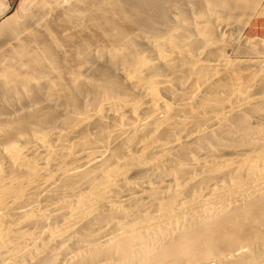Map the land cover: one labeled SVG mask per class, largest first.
Wrapping results in <instances>:
<instances>
[{"label":"bare ground","instance_id":"obj_1","mask_svg":"<svg viewBox=\"0 0 264 264\" xmlns=\"http://www.w3.org/2000/svg\"><path fill=\"white\" fill-rule=\"evenodd\" d=\"M260 1L20 0L0 25V264H264V65L207 48L212 16Z\"/></svg>","mask_w":264,"mask_h":264},{"label":"rangeland","instance_id":"obj_2","mask_svg":"<svg viewBox=\"0 0 264 264\" xmlns=\"http://www.w3.org/2000/svg\"><path fill=\"white\" fill-rule=\"evenodd\" d=\"M178 0H176V2H177ZM19 2H20V0H17V2L14 4V6H13V8H12V10H11V12L7 15V17L2 21V22H0V25L5 21V20H7L10 16H12L15 12H16V10H17V7H18V4H19ZM170 7V6H169ZM171 7H172V5H171ZM170 7V9L169 8H167V12H168V14L171 16V19H173V18H175L174 16H176V15H179L180 14V10H179V13H178V11H177V9H179L176 5L173 7L174 9H172ZM240 7V6H239ZM257 7V8H256ZM255 7V11H253V12H251L250 13V17L248 18V20L245 18V14H243L245 11H246V9H243L242 8V6L240 7V8H242V11L240 10V8H239V14H236V15H229V16H227V17H222L221 16V14H216V15H214V16H212L211 17V20H215V19H217V23H218V21H220V26H219V30H218V32H219V36H220V33H221V25H222V27H223V29H225L224 31H225V33H224V31H222V35H223V37H226V40H225V38H222V37H219V39H218V35L217 34H215L214 35V38H216L215 40H214V44H211L209 47H207V48H209L211 51H209V53H212V52H214V50L216 49V48H219L220 47V49H221V52H222V56H224L223 58L224 59H226V62L228 63V65H229V67H231V65H233V67H235V65L236 66H238L237 67V69L239 70L240 68V70L239 71H241L243 68H245L247 65V67H248V69L251 67V66H253V67H251L250 68V70H249V72H248V70H246V68H245V71L246 72H248L247 74H250V72L252 71V70H255V68H258V66H256V65H260V67H262V65H264V49H259V48H257V46H255V48H254V51L252 50V51H245L244 49H245V47H242L241 46V43H243V42H241V41H243V40H245V39H247L248 41H253V40H255V39H263L264 40V0H261L259 3H258V6H256ZM187 9V11H190L188 8H186ZM194 10H196V9H194ZM173 11H175L176 12V14L173 12ZM185 14H187V17H188V15H189V17L187 18V23H190V22H192L193 21V19L194 18H198V16H197V14H195V13H192V12H185ZM243 14V15H242ZM177 17V16H176ZM190 17H193V18H190ZM51 18L52 19H56V13L54 12V13H52L51 14ZM189 18H190V20H189ZM213 18V19H212ZM225 20H224V19ZM192 20V21H191ZM188 21H190V22H188ZM236 23V24H235ZM191 24V23H190ZM223 24H225V25H223ZM242 24V25H241ZM244 24V25H243ZM225 26V27H224ZM234 26V27H233ZM244 26V27H243ZM232 29H231V28ZM236 27L238 28L237 30H236ZM243 27V28H242ZM234 28V29H233ZM228 29V30H227ZM229 29H231V30H229ZM236 31V32H234V31ZM227 31H228V33H227ZM229 31H233V33L234 34H231L232 35V37L230 36V33H232V32H229ZM240 32V33H239ZM226 34H227V36H226ZM240 34V35H239ZM217 35V36H216ZM221 35V36H222ZM225 35V36H224ZM236 35H238V37L236 36ZM236 36V37H235ZM227 37H229V40L227 39ZM223 40H222V39ZM221 39V40H220ZM232 39H233V42H232ZM234 39H235V41H234ZM2 40V41H1ZM4 38L3 39H1L0 38V42L2 43V42H4ZM231 40V41H230ZM215 41H218V42H215ZM220 41V42H219ZM228 41H230L231 43H227ZM241 42V43H240ZM4 43H6V42H4ZM238 43H240V44H238ZM220 44V45H219ZM228 44H230V45H228ZM6 47V45H3V46H0V50H1V52L2 53H5L6 51H4V50H6V49H3V48H5ZM213 47V48H212ZM9 48V47H8ZM244 48V49H243ZM220 49H218V50H220ZM225 53V54H224ZM213 54V53H212ZM211 55V54H210ZM214 55V54H213ZM225 56H227V58H225ZM232 62L233 61V63H231L230 61ZM229 61V62H228ZM235 64V65H234ZM246 65V66H245ZM249 65H251V66H249ZM254 65L256 66V67H254ZM239 66H240V68H239ZM242 66V67H241ZM245 66V67H244ZM233 67H231V68H233ZM259 67V68H260ZM230 68V69H231ZM254 68V69H253ZM258 68V69H259ZM236 69V70H237ZM229 70V69H228ZM228 70H227V72H228ZM235 69H231V71L229 70V72H230V75L229 74H225L223 71L220 73V75H219V79H221V80H223L224 79V76L225 75H227V77H225V78H227V80L229 81V79H228V77L230 76L231 77V73H234V74H240L239 73V71L237 70V71H234ZM234 71V72H233ZM245 71H244V69L242 70V72H244L242 75H240V76H242V77H245V76H249V75H245ZM255 71H258L257 69L255 70ZM228 72V73H229ZM237 72V73H236ZM251 73H254L253 71L251 72ZM256 73V72H255ZM225 74V75H224ZM245 75V76H244ZM250 75H252V74H250ZM221 77V78H220ZM222 77H223V79H222ZM226 80V81H227ZM224 82H225V80H223ZM254 117H251V118H254L253 120L254 121H252V123H253V125L255 126L257 123H259V121H261L263 124H262V126L264 125V118L261 116V117H259V116H256V115H253ZM255 117L257 118V119H255ZM250 118V120H252ZM260 118V119H259ZM262 119V120H261ZM257 120V121H256ZM256 121V122H255ZM254 122H255V124H254ZM260 125H261V123H259ZM262 135H260V137H261Z\"/></svg>","mask_w":264,"mask_h":264},{"label":"crops","instance_id":"obj_3","mask_svg":"<svg viewBox=\"0 0 264 264\" xmlns=\"http://www.w3.org/2000/svg\"><path fill=\"white\" fill-rule=\"evenodd\" d=\"M17 0H0V22L11 12Z\"/></svg>","mask_w":264,"mask_h":264}]
</instances>
